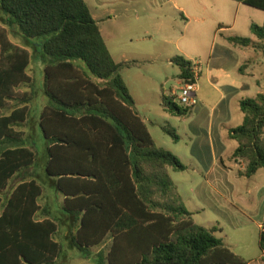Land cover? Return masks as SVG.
<instances>
[{
  "label": "trees",
  "instance_id": "16d2710c",
  "mask_svg": "<svg viewBox=\"0 0 264 264\" xmlns=\"http://www.w3.org/2000/svg\"><path fill=\"white\" fill-rule=\"evenodd\" d=\"M235 1L264 12V0ZM0 20V264H58L64 256L60 223L41 210L44 187L30 172L37 145L21 130L34 116L35 92H20L34 86L32 54L10 35L44 63L47 102L38 120L46 172L66 197L63 209L74 222L69 240L84 260L111 241L96 264H249L218 228L194 221L170 175L187 166L157 146L123 78L139 63L114 60L85 0H0ZM251 33L255 42L228 41L264 56V24H252ZM172 63L180 80L192 78L191 61L177 56ZM163 109L177 117L193 111L166 92ZM240 109L243 124L229 138L239 144L233 158L246 164L241 175L252 178L264 169V94L241 101ZM163 130L179 142L176 130Z\"/></svg>",
  "mask_w": 264,
  "mask_h": 264
},
{
  "label": "rangeland",
  "instance_id": "374dc122",
  "mask_svg": "<svg viewBox=\"0 0 264 264\" xmlns=\"http://www.w3.org/2000/svg\"><path fill=\"white\" fill-rule=\"evenodd\" d=\"M86 1L91 11L99 16L101 12L97 11L98 3L96 0ZM111 1L112 8H109V11L104 10V21H100L108 47L116 62L139 63L137 67L122 71L123 77L136 96L134 99L136 110L139 116L146 120L157 146L174 154L188 167L184 172H175L170 169V175L180 189L185 206L195 213L196 223L210 228L216 218L222 214V212L213 209V205H216L217 200L223 201L217 197L218 194L212 188H206V194L200 198L195 193V190H200L198 186L204 181V176L194 171L198 164L197 161L193 160L190 153L186 120L164 112L162 85L168 91L166 95L170 96L169 90L173 87L179 72L178 66L169 64L171 59L177 56L184 57L182 54H187L192 62L202 61V67L206 69L208 57L216 46L222 44L224 37L253 38L248 22L253 20L255 24L262 26L264 12L235 0ZM199 3L206 6L207 10H203ZM176 5L181 6L186 11L189 20L183 17V12L175 9ZM231 5H236L234 11L239 12L238 23L225 33H221L220 27L232 26L229 24L231 18L226 16ZM237 7L240 8L237 10ZM0 26H4L1 20ZM9 38L13 44L28 49L32 54V63L28 73L34 78V86L33 88L23 86L20 92H30L31 90L35 92L34 117H36V114L47 102L43 93V60L33 54L32 49L22 38L13 35H10ZM94 80L99 81L97 78ZM201 85L200 93L202 94L205 87L203 84ZM205 93L209 94L210 101H216V93L209 92L207 89ZM254 96V93H251L246 98H254ZM231 104L233 115L231 125L238 126L236 120L242 119L244 114L236 100L232 101ZM15 106L16 103H12L11 109ZM199 106L203 111L211 112L210 108L203 107L205 106L203 103ZM164 127L176 130L180 137L179 142H175L169 134L164 132ZM23 128L30 130L31 126L30 124L29 126L24 125ZM31 137L32 143L37 145L39 152L38 162L34 166L37 171V181L49 190L48 179L50 178L47 177L46 172V142L40 128L36 133L31 130ZM238 146L236 141L227 140V155L217 156V163L226 166V170L232 169L227 177H224L235 190L229 195L233 203L230 211L233 210L236 213V221H246L247 226L241 230H234L231 226H226L222 235L218 236L231 244L235 252L241 254V249L247 251L245 256L254 261L261 256L258 224L262 222L264 227V169L260 170L257 176L253 178L242 176V162H238L231 155ZM235 163H239V165L236 166ZM17 183L15 181L12 185ZM248 218L253 219V221L250 222ZM63 244L64 255L71 259L70 263L67 264H94L78 258L80 252L71 245L70 241L64 239ZM110 244L111 241L104 246V250L109 249ZM93 251L96 253L98 250L94 249ZM242 254L245 253L242 252Z\"/></svg>",
  "mask_w": 264,
  "mask_h": 264
},
{
  "label": "crops",
  "instance_id": "0c3cea01",
  "mask_svg": "<svg viewBox=\"0 0 264 264\" xmlns=\"http://www.w3.org/2000/svg\"><path fill=\"white\" fill-rule=\"evenodd\" d=\"M96 2L98 3L97 11L101 13L98 16L95 15L92 11L91 12L94 19L97 21L98 25L100 26V30L102 32L100 21L102 22L104 21V10L107 9V11H109V8H112L110 5L112 1L96 0ZM199 6L203 10L205 11L207 10V7L203 6L201 3H199ZM235 7L236 5H231L226 15L227 17L231 18L229 24H231L232 26H228L227 28L220 27L221 33H225L228 29H231L237 25L239 12L234 11ZM238 8L240 7H237V10ZM175 9L178 10L179 12H183L182 13L183 17L186 20H189V15L181 6L176 5ZM249 23L251 30V26L252 24H254V22L253 20H250L248 24ZM102 35L105 40V36L103 32ZM230 37H237V36L224 37L222 44L216 46L215 49H213L210 56L208 57L206 69L202 67L201 70V77H200L198 93H197L199 99V105L203 103L205 105L203 107L210 108L211 112L203 111L202 109H200V106L198 105L193 109L191 114L185 117H180L183 118V120H186L187 122V132H188L187 137L190 141L189 142L190 153L193 160L197 161L198 164L197 167L194 168V171L204 176V181L198 186L200 190L199 189L195 190V193H197V196H199L200 198V196L206 194L205 193L206 188H212V190L218 194L217 197L223 201V202H219L217 200L215 203L216 205H213V209H216V211L218 212H222V214L220 217L216 218L212 226L209 228V229H212L214 227L218 228L219 232L216 233L217 236L222 235L225 229L224 227L226 226H231L234 230H241L243 227L247 226L246 221H240V222L236 221L237 219L236 213L233 210L230 211L231 205L233 203L230 200L231 196L229 195L231 193H234L235 190L233 186L229 183V181L228 180L226 181L224 177H227L229 171H232V169L226 170V166L218 165L217 163V156L220 157L221 155L222 156L227 155L226 142L227 140H231L229 138V132L232 129L241 126L244 121V117L242 119L238 118L236 120L237 123L236 125L238 126L231 125V123L233 122L232 121L233 115L231 113V105H232L231 103L232 101L236 100L237 105L240 108L241 101L245 99H254L259 94H264V56L261 53L256 52L251 47H242L230 43L228 41ZM250 39H252L254 42L256 41V38L254 36L253 38ZM182 55H184L185 59L191 61V59L188 58L187 54H182ZM200 62L202 63V61ZM169 64L174 65L172 63V59L169 61ZM179 74H180V69L177 74V78L175 79V83L173 87L171 86L172 88L169 90L170 96H173V92L176 89H178L180 86V79L178 78ZM123 78L129 88L131 95H133L132 97L136 99V96L131 91V88L128 82L126 81L125 77ZM202 80H204L203 83H201ZM201 84H203V86L205 87L204 93L202 94L200 93V91L202 90ZM162 87H163L162 88V95H163L164 92L167 93L168 91L167 89H165L164 85H162ZM206 89L209 92L212 91L217 94L216 101H210L209 94L205 93ZM251 93H254L255 95L254 98H246ZM34 107L35 106L33 105V109H35ZM40 112L36 114V117L33 116L34 119L32 118L29 121V123L25 125V126L27 125L29 126L30 124L31 126L30 130L25 129L23 127L21 128V130L26 135V139L30 141V143L33 142V139L31 137V130L32 132L36 133L39 128L38 119ZM143 120L147 124L146 120L145 119ZM45 147H46V166H47L49 156L47 151V145ZM235 150L231 155L234 154ZM235 165L237 166L239 165V163H235ZM242 165L243 166L241 167L242 168L241 173L246 169V164L242 162ZM30 172L31 174L37 175V171L35 168L31 169ZM258 172L253 177H256ZM48 180H49L48 184L50 186V189L48 190L46 189L45 186H43L44 194L39 200V205L44 213H46L49 217L57 220L60 223L58 239L63 244L64 239L70 241L69 239L74 228V222L72 217L69 214H67L63 209V205L66 197L57 190L54 179H48ZM19 181L20 180H18L17 182ZM0 212L2 211L0 210ZM192 213L195 215L194 212ZM41 218H43V216H40V219ZM248 220L250 222L253 221V219L251 218H248ZM258 225H259L258 228L260 229L259 249L261 251V256L254 261L249 259L247 256H245L248 253L247 251L241 249V251L245 254H242V252L241 254L240 252L237 253L233 250L232 248L233 246L231 244L224 241L232 249L233 252L244 258L246 261H248L249 264H264V251H262L260 248V238L261 235L264 234V227L262 225V222H259ZM94 249H97L98 251L94 253L93 251ZM100 251H104V246L93 248L92 253L94 254L92 255V258L90 260H85V261H90L96 264L95 261ZM63 258L58 262V264L70 263L71 259L68 256L64 255ZM78 258L84 260L81 257V255H79Z\"/></svg>",
  "mask_w": 264,
  "mask_h": 264
},
{
  "label": "built area",
  "instance_id": "2783aa9c",
  "mask_svg": "<svg viewBox=\"0 0 264 264\" xmlns=\"http://www.w3.org/2000/svg\"><path fill=\"white\" fill-rule=\"evenodd\" d=\"M192 78L187 81L180 80V86L173 92L174 103L182 108H195L199 105L198 87L201 77L202 63L192 62Z\"/></svg>",
  "mask_w": 264,
  "mask_h": 264
}]
</instances>
